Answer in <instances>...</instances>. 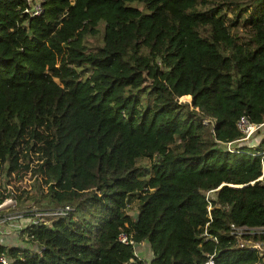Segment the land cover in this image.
I'll list each match as a JSON object with an SVG mask.
<instances>
[{
    "label": "trees",
    "instance_id": "obj_1",
    "mask_svg": "<svg viewBox=\"0 0 264 264\" xmlns=\"http://www.w3.org/2000/svg\"><path fill=\"white\" fill-rule=\"evenodd\" d=\"M26 5L0 0V168L38 173L47 206L70 209L24 228L37 249L0 254L144 264L123 231L149 264H264V231L232 233L264 227V135L225 145L241 116L264 121V0Z\"/></svg>",
    "mask_w": 264,
    "mask_h": 264
},
{
    "label": "built area",
    "instance_id": "obj_2",
    "mask_svg": "<svg viewBox=\"0 0 264 264\" xmlns=\"http://www.w3.org/2000/svg\"><path fill=\"white\" fill-rule=\"evenodd\" d=\"M42 9V0H27V5L24 7V11L30 15H36L40 13ZM263 125L264 121L257 123L250 121L245 116H241L237 120V127L242 132V136L235 140L228 141L227 143H225L226 148L230 151H234L235 145L237 144H247L249 146H256V144L264 135ZM253 137L254 141L251 144H248V142L252 140ZM236 141H240V143L234 145ZM7 167V164L4 163L0 168V244L4 245L5 247L21 246L27 247L31 250H35L38 246L33 242L27 241L28 236L24 232V228L31 223L48 222V217H62L68 212V210L70 209V205L64 204L54 206H39L33 202H25L23 203V205L22 203L19 204V201L16 197L18 194L16 193V189L13 186V183L15 179H17V176L19 174H23V172L17 171L15 169L10 170L8 172ZM27 171H30L31 173L30 169H28ZM213 190L214 189L207 190L206 195H211V192ZM18 204L22 207H19ZM209 208L210 207L208 206V209ZM257 229L264 230V227L253 228L248 227L247 225H232V233L241 236H244V233L249 234L251 232H255L257 231ZM203 233L205 234L206 231H204ZM118 238L124 243H131L134 246L135 255L139 258H143V256L139 255L140 250L136 248L137 243L133 240L131 236L121 231L118 234ZM243 239L244 240L242 241L249 243L251 242V240L248 238ZM250 245L253 247H257L258 242H254ZM214 254L215 252L209 253L207 258L198 264H215L213 258ZM12 259L13 258L7 253L0 254V264H11ZM144 264H149V259H147Z\"/></svg>",
    "mask_w": 264,
    "mask_h": 264
},
{
    "label": "rangeland",
    "instance_id": "obj_3",
    "mask_svg": "<svg viewBox=\"0 0 264 264\" xmlns=\"http://www.w3.org/2000/svg\"><path fill=\"white\" fill-rule=\"evenodd\" d=\"M190 98H191V96L189 94L188 97L182 95V96H180L179 99L182 101H189ZM263 129H264V127H263ZM263 129H260V130H263ZM253 141H254V137L252 138V140H250L248 142V144L249 143L251 144ZM237 143H240V141H236L234 143V145ZM237 145H239V144H237ZM143 164L145 166L144 174L148 175L150 173L149 160L144 159ZM13 186L16 189V193L20 196L18 199L19 204L22 203V205H23V203H25V202H33L39 206H47V205L51 204L48 196L45 195V188L42 184L40 175H38V174L32 175L30 173V171H26L23 174H19L17 176V179H15ZM136 203H137V201H134L133 204H130V207H129V211H131V213H133V214L136 212V206H137ZM19 207H22V206L19 205ZM260 231H264V230L263 229H257V232H260ZM245 235H248V233H244V237H245ZM142 245L143 244H141V246ZM139 246L140 245H137L136 248L139 249ZM257 248L260 250V255L264 257V245H262L261 242H258Z\"/></svg>",
    "mask_w": 264,
    "mask_h": 264
},
{
    "label": "crops",
    "instance_id": "obj_4",
    "mask_svg": "<svg viewBox=\"0 0 264 264\" xmlns=\"http://www.w3.org/2000/svg\"><path fill=\"white\" fill-rule=\"evenodd\" d=\"M141 244H143V245L141 246ZM137 245H140L139 246V250H140L139 255L150 260V258L152 257V251H151L149 243L146 241H143V242L138 243Z\"/></svg>",
    "mask_w": 264,
    "mask_h": 264
}]
</instances>
